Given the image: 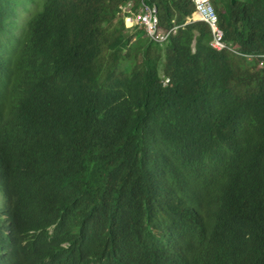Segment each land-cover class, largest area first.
<instances>
[{
    "label": "trees",
    "instance_id": "16d2710c",
    "mask_svg": "<svg viewBox=\"0 0 264 264\" xmlns=\"http://www.w3.org/2000/svg\"><path fill=\"white\" fill-rule=\"evenodd\" d=\"M27 1L0 0V264H264V0H212L221 50L192 0L18 27ZM143 6L165 42L126 34Z\"/></svg>",
    "mask_w": 264,
    "mask_h": 264
},
{
    "label": "built area",
    "instance_id": "2783aa9c",
    "mask_svg": "<svg viewBox=\"0 0 264 264\" xmlns=\"http://www.w3.org/2000/svg\"><path fill=\"white\" fill-rule=\"evenodd\" d=\"M192 2L194 10L192 14L187 17V22L200 20L207 23L211 32L210 46L217 50L229 48L224 41V33L219 25L218 15L212 0H192ZM130 6L131 2H127L119 7L122 12H129ZM134 24L142 26L145 34L158 43L165 42L169 33L174 31V28L166 32H158L156 30L157 19L155 10L150 6H143L139 9L138 13L134 15Z\"/></svg>",
    "mask_w": 264,
    "mask_h": 264
},
{
    "label": "rangeland",
    "instance_id": "374dc122",
    "mask_svg": "<svg viewBox=\"0 0 264 264\" xmlns=\"http://www.w3.org/2000/svg\"><path fill=\"white\" fill-rule=\"evenodd\" d=\"M41 0H34V1H27L23 7L19 10V14H18V18H17V26L18 27H22L24 25L25 20L27 19L30 10H35L39 4H40ZM136 25H133L131 27H128L126 34H129V32L136 30V28L138 27ZM19 30V29H17ZM146 37V34L143 30H139L137 36H135L133 39L137 38V37ZM132 39V40H133Z\"/></svg>",
    "mask_w": 264,
    "mask_h": 264
},
{
    "label": "crops",
    "instance_id": "0c3cea01",
    "mask_svg": "<svg viewBox=\"0 0 264 264\" xmlns=\"http://www.w3.org/2000/svg\"><path fill=\"white\" fill-rule=\"evenodd\" d=\"M125 21L127 23V27L133 26L134 25V16L126 17Z\"/></svg>",
    "mask_w": 264,
    "mask_h": 264
}]
</instances>
